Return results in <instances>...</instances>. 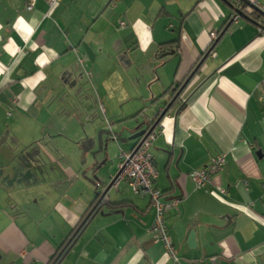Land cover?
<instances>
[{"label": "crops", "instance_id": "0c3cea01", "mask_svg": "<svg viewBox=\"0 0 264 264\" xmlns=\"http://www.w3.org/2000/svg\"><path fill=\"white\" fill-rule=\"evenodd\" d=\"M50 1L0 0V264L49 263L115 175L110 144L117 162L136 147L234 16L221 0ZM213 52L151 146L154 187L180 200L166 214L179 262L150 232L149 198L123 182L107 194L123 205L98 211L59 264H264V32L239 18ZM220 154L196 189L189 173ZM31 157L35 179L11 180Z\"/></svg>", "mask_w": 264, "mask_h": 264}, {"label": "built area", "instance_id": "2783aa9c", "mask_svg": "<svg viewBox=\"0 0 264 264\" xmlns=\"http://www.w3.org/2000/svg\"><path fill=\"white\" fill-rule=\"evenodd\" d=\"M59 0H51L49 9H52ZM251 5L256 6L254 0H248ZM35 0H27L26 9L31 11L34 7ZM247 12L250 10L247 9ZM239 17L234 16L233 22ZM119 27L125 26L124 22H119ZM210 45L208 47V56L213 58V45L217 39V33L211 32ZM156 137L155 130L145 139H141L136 147L131 151L120 152L118 157V165L116 170V178L112 177L113 183L111 189H116L121 183H127L129 188L135 195L147 196L150 205L154 211V220L150 228V232L157 242L161 243L166 255L174 262H179L176 248L168 233L166 223V214L176 209L180 200L178 198L164 199L163 194L154 187V182L158 177V172L154 166V159L151 154L152 142ZM225 165V155H217L210 159L205 168L189 173V178L194 183L196 189H200L211 183L212 178L217 175ZM98 192L101 194L105 189L99 184L96 185ZM106 201V196L103 197Z\"/></svg>", "mask_w": 264, "mask_h": 264}, {"label": "water", "instance_id": "95a60500", "mask_svg": "<svg viewBox=\"0 0 264 264\" xmlns=\"http://www.w3.org/2000/svg\"><path fill=\"white\" fill-rule=\"evenodd\" d=\"M221 2L223 4H225L231 11H233L234 16H237L241 19H244L246 21L251 22L252 24L257 26L261 31L264 32V12H262L256 6L251 5L248 0H221ZM247 9L250 10V12H247ZM253 12L258 13L263 18L262 23L261 22H254L249 18V14H251ZM232 23H233V19H231L228 22V25L225 28V31L232 25ZM217 40H218V38L216 39L215 43L217 42ZM173 54H174V50L170 51L166 55H173ZM207 57H208V53H206L200 59L197 66L189 74V76L184 81L183 85L177 91V93L175 94V96L173 97V99L171 100V102L169 104H167L162 109H160V111L153 117V119L151 121L140 123L137 126V128H136L137 132L134 135H132V137H131L132 140H138L137 142L139 143V141L141 139H145L155 130V128L157 127V125L159 124L161 119L166 115V113L168 112V110L170 109L172 104L174 103L175 99L180 95V93L182 92L184 87L189 83V81L192 79V77L200 70V68L202 67V65L205 62ZM142 127H144V128L142 129ZM37 156H38V154L36 155V157ZM39 169H40L39 166L36 163H34V159L31 157L30 160L28 161V163L26 164V166L12 167L11 171H14V176L11 180L15 181V179L17 177H19L21 180H23L25 178V175L33 177L34 176L33 171L38 172ZM113 178L114 179L116 178V174L113 176ZM34 179H35V176H34ZM114 179H112V177H111L108 187L101 193L102 198L104 196H107L108 192L111 190V186H112ZM5 180H9V176L5 177Z\"/></svg>", "mask_w": 264, "mask_h": 264}, {"label": "trees", "instance_id": "16d2710c", "mask_svg": "<svg viewBox=\"0 0 264 264\" xmlns=\"http://www.w3.org/2000/svg\"><path fill=\"white\" fill-rule=\"evenodd\" d=\"M249 18L252 21H254V22H261V23L263 22V18L258 13H255V12L249 14ZM227 25H228V22H226L223 25V27L220 29V31L217 32V38L219 36H221L222 34H224L228 30L227 29L225 31V28L227 27ZM176 43H178V39L176 41H172V42H169V43H165L163 45H160V47L162 48L164 46H170V45H174ZM206 53L207 52H205V54ZM198 62L195 64L194 68L197 66ZM184 81L180 85H178L177 87L175 86V87L169 89V94H167V96H166L167 101L164 103V106H166L167 104H169L171 102V100L173 99V97L175 96V94L177 93V91L183 85ZM137 144H138V142H137ZM121 205H123V204L122 203H114V202H111L110 200H108L107 196H106V201H104L103 198L101 197V194L99 192H97V195H96L95 199L93 200V202L89 206L87 212L81 218V220H80L79 224L77 225V227L72 231L71 235L66 239L65 243L61 246V248L59 250H57V252L50 259V261H49L48 264H59V262L61 261V259L65 255V253L68 252V250L70 249L71 245L74 243V241L76 240V238L80 234L81 230L86 226V224L91 220V218L98 211L102 210L103 208H107L109 210H112L114 208L120 207Z\"/></svg>", "mask_w": 264, "mask_h": 264}, {"label": "rangeland", "instance_id": "374dc122", "mask_svg": "<svg viewBox=\"0 0 264 264\" xmlns=\"http://www.w3.org/2000/svg\"><path fill=\"white\" fill-rule=\"evenodd\" d=\"M58 127V126H57ZM111 148H110V152L108 153L109 157H108V163H106V168L105 171H109V168L116 170L118 162H117V153L119 152V147L118 146H113V144H110ZM118 148V150H117Z\"/></svg>", "mask_w": 264, "mask_h": 264}, {"label": "clouds", "instance_id": "9594fccd", "mask_svg": "<svg viewBox=\"0 0 264 264\" xmlns=\"http://www.w3.org/2000/svg\"><path fill=\"white\" fill-rule=\"evenodd\" d=\"M18 19H22V18H18ZM3 26L2 25H0V28H2Z\"/></svg>", "mask_w": 264, "mask_h": 264}]
</instances>
